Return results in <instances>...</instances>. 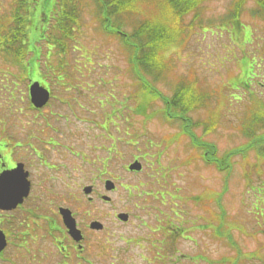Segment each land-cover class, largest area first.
Wrapping results in <instances>:
<instances>
[{
    "label": "rangeland",
    "instance_id": "obj_1",
    "mask_svg": "<svg viewBox=\"0 0 264 264\" xmlns=\"http://www.w3.org/2000/svg\"><path fill=\"white\" fill-rule=\"evenodd\" d=\"M255 1L205 2L199 16L192 11L184 18L183 35L176 36H183L180 42L153 54L152 62L158 75L154 83L156 91L169 98L178 84L186 101L193 106L191 111L174 115L186 119L184 124L180 120L167 121L162 103L150 102L153 100L150 95H145V101L141 99L144 96L137 89L127 48L115 35H108L101 29L94 5L82 0V10L79 16L74 11L75 22L70 27L73 40L66 44L67 52L62 58L69 67H58L55 53L52 56L50 51L47 56L48 44L43 41L37 44L42 48L40 70L44 71L45 61L49 78L46 77L52 82V97L41 111L52 112L50 122L57 130L52 132L28 106L27 79L21 77V69L8 65L1 58L6 55V45L14 47L23 39L26 41L22 46L28 43V48L36 54L33 43L45 30L46 20L56 2L24 0L27 15L22 17L20 27L28 39L26 34L1 31L11 30L10 26L0 28V144L3 143L1 133L5 130L21 140L30 135H39L40 139L57 138V146L45 144L43 149L36 148L35 153L45 150L50 162L63 161L66 174L60 173L58 187L64 188L66 184L74 187V184L81 186L97 181L92 180L93 175H98L99 167L94 166L99 158V162L103 160V155L92 144L97 147L104 144L103 128L106 127L112 137L116 136L115 131L118 136H124L125 131L128 137L115 140L121 157L108 166L118 188L106 194L114 199L119 209L132 203L155 204L151 213H165L160 218L163 224L171 221L184 233L183 237L176 234L172 240L170 236V247L178 253L202 254L207 259L199 264H221L223 260L232 264H264V158H257L251 149H240L248 143L246 131L257 133L255 137L260 139L257 143L264 147V126L261 124V116L264 117V28L256 18L257 21H252L250 11ZM240 2L243 7L241 21H217ZM13 3L14 0H0V15L7 18ZM141 6L146 8V12L142 9L144 14H149V8L153 9L147 3L142 2ZM55 16H60L58 10L51 21L56 22ZM131 17L122 30L130 32L142 18ZM200 17L205 24L198 25L199 29L189 26L197 24ZM209 20L215 21L208 23ZM182 26L177 32L182 31ZM49 28L53 37H61L56 26ZM191 29L193 32H188ZM173 35L171 39L175 38ZM56 50V46L53 47L52 51ZM34 73L33 70L32 78ZM103 76L111 83L105 89L95 82L97 77ZM91 88L93 92L110 91L115 97L111 102L116 101L119 109L123 105L122 109L114 110L108 105L100 108L92 100ZM86 94L92 98L84 97ZM75 100L87 104L95 113L69 115ZM251 112L256 114V125L247 122ZM58 115H67L68 119L60 117L56 121ZM186 132L189 138L184 135ZM134 137L136 145L134 141L132 146L127 145ZM9 141L14 142L13 138ZM21 143L8 147V150L14 149L9 153L10 160L17 155L34 172L35 153L29 148L17 150ZM202 151L208 153L209 156L205 154L208 162L217 164L220 169L206 165ZM142 155L149 156L150 164L140 158ZM134 157L142 163V170L137 173L124 168ZM103 170L106 171L105 167ZM125 185H140L153 198L146 196L143 200L129 196ZM68 191L72 195V191Z\"/></svg>",
    "mask_w": 264,
    "mask_h": 264
},
{
    "label": "flooded vegetation",
    "instance_id": "obj_2",
    "mask_svg": "<svg viewBox=\"0 0 264 264\" xmlns=\"http://www.w3.org/2000/svg\"><path fill=\"white\" fill-rule=\"evenodd\" d=\"M34 156L39 166L31 162L34 172L22 162L30 182L27 196L14 208L0 210V264H167L171 255L176 256L174 264H197L194 260L202 257L165 251L159 228L149 235L141 218L153 205L129 204L117 210L111 198L100 203L104 195L93 184L89 196L81 194L83 185L60 188L57 180L66 174L63 161L50 162L44 151ZM10 159L1 155V171L21 162ZM16 192L1 186V200ZM119 211L126 214L125 221L117 219Z\"/></svg>",
    "mask_w": 264,
    "mask_h": 264
},
{
    "label": "trees",
    "instance_id": "obj_3",
    "mask_svg": "<svg viewBox=\"0 0 264 264\" xmlns=\"http://www.w3.org/2000/svg\"><path fill=\"white\" fill-rule=\"evenodd\" d=\"M84 1V0H83ZM94 5V10L98 15L100 25H103L105 31L109 35H115L119 38L122 45L127 48L128 62L132 65L133 75L138 82L140 91L148 93L154 98H161L165 105L169 108H179L181 112L191 109V105L186 101V96L179 91L174 93L172 97L166 98L156 90L154 83L158 80L155 64L152 62L153 54L157 51L161 52L163 49L174 41L182 26L184 15L191 9H195L205 0H89ZM69 2V3H68ZM82 0H64V9L62 11V20L57 25V30L66 36L72 32L70 27L75 22L74 11L79 16L82 10ZM147 3L153 9L149 8V14H144L142 9L146 12V8L141 6V3ZM67 4L68 8H67ZM20 8L24 7V1L18 4ZM230 14L226 15L228 18H238L241 10L239 3H235L229 10ZM255 13L264 20V0H256ZM131 15L141 16V20L134 24L130 32L122 30V26L127 21L132 19ZM16 21V27L11 29L12 33H20L22 29L18 27L20 17L14 15L13 21ZM132 21V20H131ZM176 30L177 33H174ZM174 33V35H173ZM172 35L175 37L171 39ZM63 37V36H62ZM18 41L14 47L8 46L5 49L6 54L14 56L18 59L24 56L21 52ZM195 99L194 95H191ZM198 98V97H197ZM264 117L261 119L263 121ZM252 120V119H251ZM186 123V121H185ZM264 126V123H263ZM255 132L247 131V144L241 150H255L257 156L264 155V147H260L257 143ZM250 140V144H249ZM264 141V138L262 139ZM220 169V168H219Z\"/></svg>",
    "mask_w": 264,
    "mask_h": 264
},
{
    "label": "water",
    "instance_id": "obj_4",
    "mask_svg": "<svg viewBox=\"0 0 264 264\" xmlns=\"http://www.w3.org/2000/svg\"><path fill=\"white\" fill-rule=\"evenodd\" d=\"M31 96H32V101L34 102L35 105L39 106L43 104L46 101L47 98V93L44 92L43 90H40L39 88H35V85H33L30 88ZM139 169L140 165L139 163L135 162L132 165H130V169ZM0 185H1V174H0Z\"/></svg>",
    "mask_w": 264,
    "mask_h": 264
}]
</instances>
